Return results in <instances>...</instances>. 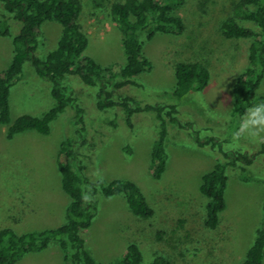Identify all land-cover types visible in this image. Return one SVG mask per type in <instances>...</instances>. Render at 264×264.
I'll return each mask as SVG.
<instances>
[{"label":"rangeland","instance_id":"obj_1","mask_svg":"<svg viewBox=\"0 0 264 264\" xmlns=\"http://www.w3.org/2000/svg\"><path fill=\"white\" fill-rule=\"evenodd\" d=\"M120 0H80L78 21L88 35L85 54L112 70L124 63L122 33L111 14V3ZM165 1V0H159ZM237 0H185L173 12L183 22L181 30L157 32L145 38L142 53L150 67L133 77V84L113 92V97L132 96L140 104L175 105L176 117L190 122L191 129L168 125L165 141L167 163L160 178L151 174V151L159 121L153 111L133 114L129 127L124 110L96 106L98 86L85 84L78 75L64 83L83 107L80 118L67 106L50 124V132L28 130L8 138L7 125L0 124V229L17 233L55 227L67 219L69 196L61 187L57 164L64 160L58 151L62 142L72 150V162L81 176L108 184L130 179L138 184L154 215L134 214L123 194L95 195L97 210L92 224L83 230L92 257L110 264L121 258L127 245L136 243L143 262L163 255L171 264H234L241 261L264 223V154L257 155L246 169L227 168L225 208L219 224L205 226L206 197L200 192L202 175L223 159L222 151L239 127L233 110V84L247 63V38H227L221 23L234 14ZM0 70L11 60L12 37L20 21L1 7ZM4 16L6 18H4ZM245 25L249 22L241 21ZM36 54L44 58L57 46L61 25L45 20L40 29ZM198 61L206 64L210 80L203 89L173 95L175 64ZM111 70V71H112ZM50 82L25 62L21 78L10 88L11 122L22 114L39 115L54 104ZM264 96V75L251 99ZM244 114V113H243ZM215 145H199L208 137ZM240 151L257 153L261 144L245 137ZM63 252L56 242L42 251L25 253L17 264H62ZM264 264V257H263Z\"/></svg>","mask_w":264,"mask_h":264},{"label":"trees","instance_id":"obj_2","mask_svg":"<svg viewBox=\"0 0 264 264\" xmlns=\"http://www.w3.org/2000/svg\"><path fill=\"white\" fill-rule=\"evenodd\" d=\"M184 2L185 0L113 1L111 14L122 33L125 60L117 69L112 70L85 54L88 35L78 21L80 0H0V7L11 14L13 19L20 21L19 31L12 37L11 60L0 70V124L7 125L8 138L28 130L48 134L53 119L67 106L75 110L76 119L80 118L84 111L83 107L73 92L71 90L68 92V87L64 83L68 75L76 74L85 84L98 86L97 108L100 110L114 106L122 108L130 128L133 127L131 119L133 114L142 111L155 112L159 130L151 151V174L155 178H160L167 163L165 141L169 123L181 129H191L192 124L182 123L177 119V108L173 104L142 105L132 96H120L116 99L113 92L133 84V77L150 67V61L142 53L145 38L150 39L157 32L170 33L183 28L182 19L173 12V8ZM45 20L58 22L61 25V33L57 46L41 58L36 51L41 25ZM241 21L249 22L250 25H245ZM221 32L227 38L250 40L247 63L233 84V110L240 117L246 108L264 102V96L251 99V92L259 86L264 75V0H237L234 3V14L221 23ZM9 34L8 28L0 27L1 36ZM25 62H30L35 73L50 82L54 104L39 115L22 114L11 122L10 88L21 78ZM175 76L173 95L181 97L207 86L210 71L202 62L179 61L175 64ZM197 141L199 145L216 143L215 137L212 136ZM260 154H264V143L261 144L260 150L253 154L222 151L223 159L202 175L199 189L207 199L204 218L206 227L216 228L219 224V213L225 208L227 168L246 169ZM58 155L64 157V160L62 158L57 164L61 175V187L69 196L66 221L55 227L22 233H17L9 227L1 228L0 264H17L25 253L42 251L54 242L63 252L62 264H103L92 257L83 237V230L90 227L95 216L97 210L95 195L100 191L107 196L123 194L130 210L138 216L149 218L154 215V208L136 182L117 178L108 184H101L81 176L73 166L72 150L67 142L60 144ZM85 195H90L91 199L85 200ZM263 257L264 223L257 229L244 258L234 264H263ZM110 264H171V262L163 255H156L150 262L144 263L139 246L131 242L127 245L124 255Z\"/></svg>","mask_w":264,"mask_h":264},{"label":"clouds","instance_id":"obj_3","mask_svg":"<svg viewBox=\"0 0 264 264\" xmlns=\"http://www.w3.org/2000/svg\"><path fill=\"white\" fill-rule=\"evenodd\" d=\"M251 138L258 143H264V102L255 103L246 108L244 114L240 115L239 127L233 133L231 142L225 145L226 150H239L242 138ZM90 200V195L84 196Z\"/></svg>","mask_w":264,"mask_h":264}]
</instances>
